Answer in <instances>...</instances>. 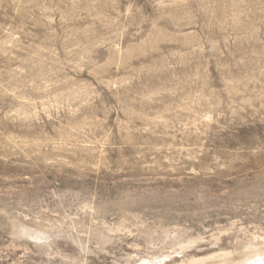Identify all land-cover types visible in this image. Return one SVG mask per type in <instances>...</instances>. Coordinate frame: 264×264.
Here are the masks:
<instances>
[{"label": "rangeland", "instance_id": "rangeland-1", "mask_svg": "<svg viewBox=\"0 0 264 264\" xmlns=\"http://www.w3.org/2000/svg\"><path fill=\"white\" fill-rule=\"evenodd\" d=\"M261 248L264 0H0V264Z\"/></svg>", "mask_w": 264, "mask_h": 264}, {"label": "bare ground", "instance_id": "bare-ground-1", "mask_svg": "<svg viewBox=\"0 0 264 264\" xmlns=\"http://www.w3.org/2000/svg\"><path fill=\"white\" fill-rule=\"evenodd\" d=\"M190 244H192V242H190ZM245 256L246 258L243 261L238 262L237 264H264V248L257 249L252 252H248L246 253ZM191 264H200V263L192 262Z\"/></svg>", "mask_w": 264, "mask_h": 264}]
</instances>
